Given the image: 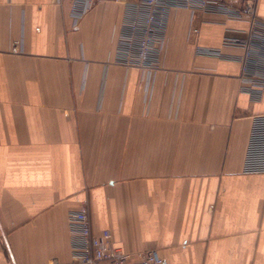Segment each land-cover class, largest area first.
<instances>
[{"label": "crops", "instance_id": "1", "mask_svg": "<svg viewBox=\"0 0 264 264\" xmlns=\"http://www.w3.org/2000/svg\"><path fill=\"white\" fill-rule=\"evenodd\" d=\"M122 15L115 0L79 19L70 0H0V264H78L81 205L133 259L264 264V175L243 173L264 98L241 92L238 61L196 53L237 57L223 41L247 26L173 10L148 89L116 63Z\"/></svg>", "mask_w": 264, "mask_h": 264}, {"label": "built area", "instance_id": "2", "mask_svg": "<svg viewBox=\"0 0 264 264\" xmlns=\"http://www.w3.org/2000/svg\"><path fill=\"white\" fill-rule=\"evenodd\" d=\"M101 0H70L72 14L79 19ZM123 6L117 36L116 63L142 71L146 88H152L166 42V30L173 10H186L192 22L201 14L224 16L247 26L243 37L226 36L224 47L240 50L235 57L220 49L196 48L197 55L231 59L240 64L241 92L252 101L264 98V18L258 13L260 0H115ZM199 29L192 27V34ZM243 173L264 175V113L252 117ZM70 243L78 264H167L157 250L133 255L115 246L111 230L94 234L87 205L69 214Z\"/></svg>", "mask_w": 264, "mask_h": 264}]
</instances>
